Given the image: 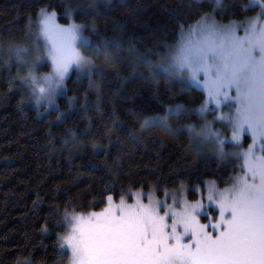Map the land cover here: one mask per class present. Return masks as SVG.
<instances>
[{"label":"trees","instance_id":"trees-1","mask_svg":"<svg viewBox=\"0 0 264 264\" xmlns=\"http://www.w3.org/2000/svg\"><path fill=\"white\" fill-rule=\"evenodd\" d=\"M247 2L0 0L3 48L26 44L42 9L55 12L62 25H83L93 48L111 42L110 60L103 49L85 53L94 62L91 77L73 71L55 111L34 109L17 66L0 57V264H68L60 247L65 214L99 212L108 195L119 202L136 192L154 190L163 198L185 188L197 201L193 190L204 193L207 182L230 185L238 171L231 159L198 156L189 139L186 126L202 121L191 110L202 106L204 92L162 72L154 77L140 61L159 62L180 25L206 13L224 23L256 15ZM180 105L189 111L169 119L172 132L141 127Z\"/></svg>","mask_w":264,"mask_h":264},{"label":"snow or ice","instance_id":"snow-or-ice-1","mask_svg":"<svg viewBox=\"0 0 264 264\" xmlns=\"http://www.w3.org/2000/svg\"><path fill=\"white\" fill-rule=\"evenodd\" d=\"M201 2L190 0L189 6ZM214 2L221 6V0ZM251 3L260 9L256 17L223 24L206 13L187 27L180 25L176 43L166 45L168 52L158 63L140 61L154 77L162 72L206 94L202 106L191 111L201 117L211 112L214 119L187 125L189 139L199 146L211 145L220 161L234 157L240 174L230 177L231 186L223 190L209 183L208 205L200 200L189 203L182 192L171 194V204L149 194L145 204L135 193L133 204L124 196L117 204L108 195L99 212L66 213L70 230L60 247L71 250L70 264H264V0ZM40 15L35 59L22 83L37 105L47 107L55 105L71 70L88 68L91 77L94 62L86 52L100 55L103 49L105 59H111V42L93 48L82 35L83 25L64 27L55 12L43 9ZM21 53L29 49L13 52L17 60L24 59ZM44 59L50 61L51 71L37 76L36 66ZM188 111L182 105L168 109L163 116L146 118L141 127L172 132L169 119ZM216 122L221 128L214 127ZM242 137L251 138L246 149ZM212 205L218 216L206 212ZM202 215L208 223L201 222Z\"/></svg>","mask_w":264,"mask_h":264},{"label":"rangeland","instance_id":"rangeland-1","mask_svg":"<svg viewBox=\"0 0 264 264\" xmlns=\"http://www.w3.org/2000/svg\"><path fill=\"white\" fill-rule=\"evenodd\" d=\"M210 1H212V2H214V0H210ZM222 2H223V0H221V4H222ZM215 3V2H214ZM216 5V4H215ZM218 7V6H217ZM246 7L247 8H255V9H257V13L260 11V9L256 6V5H253L252 3H251V0H248V2H247V5H246ZM47 13H52V12H49V11H46ZM212 16H214V15H212ZM257 16V14L256 15H254V16H252V17H250V18H253V17H256ZM214 18H215V16H214ZM250 18H247V19H250ZM40 19H41V15H39V17H38V19H37V21H36V23L34 24V27L33 28H31V31H30V33L28 34V36H26L27 38V40L25 41V45H14V46H10V45H6V47L5 48H3L2 46H0V57L2 58V60L3 61H5V64L7 65V66H10L11 64L12 65H15V66H17V69H18V73L16 74V79H17V77L20 79V78H24V77H26L27 75H28V71H29V67H30V65L32 64V62H33V60L35 59V55H36V52H35V50H34V44H33V42L34 41H37V38H38V36H39V28H40ZM216 19V18H215ZM246 19V20H247ZM56 20H57V16H56ZM217 20V19H216ZM218 21V20H217ZM245 21V20H244ZM218 22H220V21H218ZM237 22H240V21H237ZM57 23L58 24H60L59 22H58V20H57ZM71 23H74L73 21H71L69 24H71ZM220 23H223V24H227V23H229V22H227V23H224V22H220ZM69 24H67V25H62V24H60V25H62V26H64V27H67ZM238 34H240V35H242L243 34V32H242V30H240V29H238ZM39 43H41V44H43V40H42V38H40V40H39ZM16 48H28L29 49V53H21V56H23L24 57V59L23 60H17V58H16V56L13 54V52H14V50L16 49ZM156 63H158V62H154L153 64H156ZM50 71H51V64H50V61H48L47 59H44V60H42L39 64H37V66H36V70H35V74L37 75V76H43V75H46V74H49L50 73ZM73 71H76V72H78V73H80L81 75H84V74H88L89 75V69L88 68H85V69H83L82 71H78V70H76V69H73V70H71V72H70V74H69V76L66 78V80H65V87L63 88V90H60V91H58V93H57V96H56V98H55V105H49V106H45L44 104H40V105H37L36 103H35V100H34V98H32V96H31V92H30V89L28 88V86H27V88H28V91H29V94H30V98H31V105H32V107L34 108V109H36V110H40V109H45V111H55V110H57L58 109V103H57V100H58V98L59 97H62V96H65L66 95V82H67V80H68V78L70 77V75L72 74V72ZM179 79V78H178ZM180 80V79H179ZM182 81V80H181ZM184 83H186L185 81H183ZM198 90H200V91H202L201 89H198ZM203 92V91H202ZM205 94V93H204ZM205 97H206V94H205ZM207 98V97H206ZM205 98V99H206ZM211 107V106H210ZM196 114L202 119V121H201V123L200 124H198V125H196V126H199V125H202L203 123H204V121H205V118L207 119V120H213L214 119V116H213V114L211 113V112H207V113H205L204 114V117H201L197 112H196ZM216 115H219V112H217L216 113ZM214 127H216V128H221V122H216L215 123V125H214ZM221 130H223V129H221ZM226 135L228 136V137H230L231 136V132L230 131H228V132H226ZM251 142V138L250 137H247V139H245L244 137H242V139H241V143L243 144V147L246 149L247 148V146H248V143H250ZM196 145V147L198 148V150L201 152V153H199V155L198 156H204V155H210V156H216L217 157V155L215 154V151H214V149H213V147L211 146V145H203V146H199V145H197V144H195ZM230 145H229V149H230ZM205 157V156H204ZM231 159V161H232V164H235L237 167H238V165L234 162L235 161V158L233 157V158H230ZM229 159V160H230ZM238 174H240V170H239V167H238V171H237V173H235L233 176H236V175H238ZM209 183H211V182H207L206 184H205V192L203 193V196L201 195V191H197L196 189H198V188H195L193 191L198 195V200H200L204 205H208L209 204V202H208V200H207V187H208V184ZM231 186V184L228 186V187H225V188H229ZM216 188L218 189V190H223V189H225V188H218L217 186H216ZM177 193H180V192H182V198L183 199H186L189 203H195L196 201H190L188 198H187V190L185 189V188H181L180 190H178V191H176ZM136 193H139L140 194V198H141V201L143 202V203H145V204H147L148 203V199H147V197H148V195L149 194H153L154 195V198L157 200V201H166L167 203H169V204H171L172 203V193H167L168 195L166 196H164L163 198H158L157 197V195H156V191H152V192H136ZM135 194V193H134ZM134 194H132L131 196H130V199L128 200V199H125L126 200V202L127 203H129V204H133V203H135V195ZM178 198H180V197H178ZM120 202V201H119ZM119 202H115V203H119ZM210 210H213L214 212H215V215H217L218 216V209L214 206V205H212V206H210V207H208V208H206V212L208 213V214H211L210 213ZM86 215V214H85ZM212 215V214H211ZM201 222L202 223H208V221H207V218L205 217V216H201ZM69 230H70V225L67 223V232H66V234L65 235H67L68 234V232H69ZM64 235V236H65ZM61 243H62V239H61ZM67 253H68V256H69V263L68 264H70V259H71V250L70 249H68L67 248V246H65L64 248H63Z\"/></svg>","mask_w":264,"mask_h":264}]
</instances>
